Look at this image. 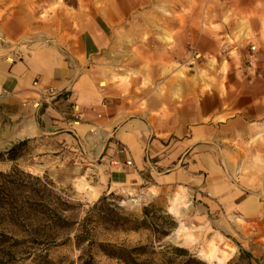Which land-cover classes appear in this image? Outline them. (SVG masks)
I'll list each match as a JSON object with an SVG mask.
<instances>
[{
    "label": "rangeland",
    "instance_id": "1",
    "mask_svg": "<svg viewBox=\"0 0 264 264\" xmlns=\"http://www.w3.org/2000/svg\"><path fill=\"white\" fill-rule=\"evenodd\" d=\"M109 1L0 0V45L6 50L7 40L13 50L19 45H61L78 17L105 13ZM116 2L111 11L119 18L113 32L121 37L112 48L123 73L119 80L129 87L125 94L143 98L154 72L151 90L177 98L179 93L167 88L164 77H171L173 85L186 81L189 101L203 92L205 99L198 107L206 112L213 106V92H237L227 88L229 83L248 79L245 73L235 76L240 63L254 67L257 56L264 53V0ZM231 20L240 24L239 31L220 37L219 29L215 32L217 23ZM252 20L259 21V30ZM201 30L208 56H202L196 45ZM180 34L186 41L185 55L168 64L156 57L154 63L149 49L152 55L163 51ZM220 39L226 41L213 43ZM241 42L245 60L237 48ZM132 79L140 80V85ZM194 109L188 105L189 116ZM92 112L97 120L101 118L96 108ZM26 117L17 107L0 103V264H264L259 240L244 232L242 220L232 219L235 225L229 228L225 217L207 211L214 196L211 188L202 187L208 170H195L194 146L179 163L189 172L179 186H160L148 174L142 181L123 185L107 174L109 166H121L110 164L112 157L104 158L112 138L105 126L97 122L75 133L62 132L55 139L30 135ZM98 134L103 138L99 140ZM201 143L204 153L220 166L226 187L240 189L243 180L261 177L260 170H252L249 176L251 170L242 166V140ZM195 177L203 181L197 185ZM144 207L149 208L147 227L121 229L127 214L132 220H143Z\"/></svg>",
    "mask_w": 264,
    "mask_h": 264
},
{
    "label": "crops",
    "instance_id": "2",
    "mask_svg": "<svg viewBox=\"0 0 264 264\" xmlns=\"http://www.w3.org/2000/svg\"><path fill=\"white\" fill-rule=\"evenodd\" d=\"M115 3L117 5L116 0ZM116 5L110 0L105 13L78 17L61 45L23 48L19 45L15 50L8 40L7 50L0 45V103L15 106L25 114L27 130L33 136L56 139L62 132L75 133L76 129L97 122L102 124L111 131L107 133L109 138L112 137L107 141L104 158L112 157L121 164L120 168L109 166L108 177L123 185L142 181L148 174L155 177L160 186H179L189 174L185 165L179 163L186 150L194 146L195 170H208L205 182L202 177H195V182L203 181L202 187L211 188L214 196L207 211L225 217L229 228L233 226L231 223L235 225L232 219L238 217L243 221L244 232H250L252 239L259 240L256 244L264 251V53L257 56L254 67L245 65L244 61L240 63L235 76L245 73L248 79L229 83L227 88H236L237 92L228 91L225 95L213 92V106L206 112L198 107L205 99L203 92L189 101L186 81L173 85L171 77H164L167 88L179 93L177 98L151 90L150 81L156 79L152 71L148 91L140 99L135 94H125V88L129 87L119 80L123 73L117 66V55H113L117 50L112 48L113 42L121 37L113 32L119 18L111 11ZM252 21L259 30V21ZM217 24L219 28L215 32L219 29L220 37L239 31L237 21ZM199 33L197 48L202 56H208L203 30ZM183 41L180 34L174 44L164 43L163 51H154L152 55L149 49V57L154 63L156 57L163 58L166 64L180 59L186 50ZM225 41L213 40V43ZM243 45L241 42L237 48L245 60ZM237 65L235 63L234 67ZM131 82L139 86L141 81L132 79ZM49 89L54 90L55 95L45 101L43 97ZM142 99L146 102L145 108L141 106ZM189 104L195 106L192 116L188 114ZM92 108L101 113L99 120ZM72 120L78 123L74 126ZM194 122L196 124L192 125ZM225 138L242 140V166L251 170L249 176L252 170H260L261 177L257 181L243 180L240 189L226 187L220 166L210 154L204 153L201 143L206 140L213 145L220 144V139ZM127 161L133 162V167L126 165ZM190 170L193 169L190 167ZM220 229L227 231L223 226Z\"/></svg>",
    "mask_w": 264,
    "mask_h": 264
},
{
    "label": "trees",
    "instance_id": "3",
    "mask_svg": "<svg viewBox=\"0 0 264 264\" xmlns=\"http://www.w3.org/2000/svg\"><path fill=\"white\" fill-rule=\"evenodd\" d=\"M103 200V197L99 199V201ZM148 207L143 208V220H132L131 215L127 214L125 218H123V221L121 223V229L123 230H136L139 229L140 227H145V223L148 219ZM173 226H175V222H172ZM147 227V225H146ZM163 234V233H162ZM176 251L178 253H186V250L176 248Z\"/></svg>",
    "mask_w": 264,
    "mask_h": 264
},
{
    "label": "built area",
    "instance_id": "4",
    "mask_svg": "<svg viewBox=\"0 0 264 264\" xmlns=\"http://www.w3.org/2000/svg\"><path fill=\"white\" fill-rule=\"evenodd\" d=\"M250 49L254 50V46H251ZM46 93L47 94H45L43 97V99L45 101H50L52 99V97L55 95V91L52 89H49ZM77 117H79V115ZM73 122H75V121H73ZM108 161L110 162V164H113L116 166H118V165L121 166V164L119 162H117L116 160H114V158H110ZM130 164H131V161L126 162V165H130Z\"/></svg>",
    "mask_w": 264,
    "mask_h": 264
},
{
    "label": "bare ground",
    "instance_id": "5",
    "mask_svg": "<svg viewBox=\"0 0 264 264\" xmlns=\"http://www.w3.org/2000/svg\"><path fill=\"white\" fill-rule=\"evenodd\" d=\"M76 124H77V123H76ZM92 137H93V136H92ZM97 138H98V139H99V138L101 139V138H103V135H102V134H98V135H97ZM97 138H96V139H97ZM96 139H95V140H96ZM98 139H97V140H98ZM100 139H99V140H100ZM90 140H91V139H90ZM92 140H94V139H92ZM102 141H103V140H102ZM100 146H101V145L99 144V142H97V150H99V149L101 148ZM98 152H99V151H98ZM97 155H98V154H97Z\"/></svg>",
    "mask_w": 264,
    "mask_h": 264
}]
</instances>
